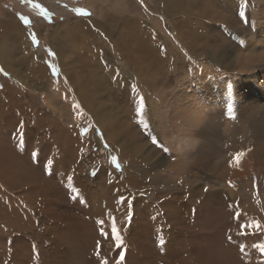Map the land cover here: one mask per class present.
Here are the masks:
<instances>
[{"label": "rangeland", "instance_id": "rangeland-1", "mask_svg": "<svg viewBox=\"0 0 264 264\" xmlns=\"http://www.w3.org/2000/svg\"><path fill=\"white\" fill-rule=\"evenodd\" d=\"M90 1L93 8L87 6L88 0H30V2L29 0H0V60L4 57L6 63L2 61L3 65H0V69H3L0 71V107L11 108L9 95L15 94L17 97L19 95V98L14 95L13 103L18 112L19 123L24 127L23 142L18 147L16 136L10 133L11 130L5 129L3 132L0 130V142L3 143L4 137H8L11 149L18 155L17 162L10 161L11 168L7 165L10 169L6 173H3L5 168L0 172V175H4L5 178L13 177L12 182H0V264H104L105 261L107 264H115L121 250H130L128 253L138 255L140 250L145 252V256L139 260L140 264H145L148 261V254L158 255L161 238L156 231L151 236L141 231L147 223L148 215L145 208L137 206V202L135 204L134 199L137 197H141L140 199L146 202H153V214L156 213L162 224L159 227L160 230L162 229L164 234L170 231L167 236L177 237L171 243L172 254L166 257L167 260L175 264H257V261L244 262L235 236L241 232L242 224L239 219H236L237 211L244 209L249 216H253L255 211L264 214V207L262 205L259 207L258 194L252 195V191H258V188L251 186L250 191V187H246L241 181H230L223 169L206 170L204 174H201L207 176L206 180L202 177L189 176L186 170L191 166L190 159L175 155L184 144L183 140H181L182 144L177 142L175 133L181 119L177 104L179 107L183 105L187 113L192 112L195 100L198 101L201 97L204 100L206 96H210L202 91L206 89L203 85L217 83L221 89L219 92L223 93L228 90L235 91L241 84L258 83L260 78L258 80L255 79L256 77L246 78H252L253 73L263 69L261 64L255 62V58L246 46L248 44L251 48L254 44L264 49V30L257 39L251 34L253 23L250 17L246 18L248 23H245L236 8L240 6L242 0ZM244 1L247 10H256L264 4V0ZM228 8L231 10L228 11ZM41 9L48 15L45 16ZM77 9L87 11L90 16L78 14ZM179 11L182 14H179ZM103 14L114 16L115 19L120 17L121 21L107 22L101 30L93 26L92 22L79 23L82 18L88 20L94 17L95 24L100 25L104 21L103 16L101 17ZM197 14H203V17L197 18ZM8 16L14 18L24 30L26 42L33 50L31 52L29 48L31 53L27 51L21 39V32L13 30V38L3 37L6 33L3 25L9 24ZM21 17H27L30 24L26 25ZM222 17L229 21V24L231 23L230 26L227 23L224 24L225 20L222 22ZM135 21L141 23L142 28L147 31L144 35L148 38L143 39L141 33L134 31ZM75 23L79 25L78 27H81V23L91 26L89 28L94 35L92 33L85 35L91 37L89 43H83L80 40L82 38L79 35L82 32L77 34V38L71 40L66 38L69 35L68 32L61 33L57 41H52L51 38L54 37L57 27L65 30L76 25ZM263 24L257 25L260 34ZM155 31L162 36L167 34L168 38L171 37L170 34L176 38L177 34L182 39L180 43H175L174 51L180 59L175 61V68L181 65V61H187L192 49H194L198 65L208 68L209 73L204 82L197 81V78L201 76L202 67L197 65V68H193V70L196 69V80L190 82L196 84L194 87L197 88V95L192 98V102L190 95L187 94L186 86L188 85L186 82L182 85L184 74L172 76L174 82H171L169 75L167 84L164 76V86H155L157 89L148 87L150 77H146V73L142 71L143 66L153 68L156 72L160 63L165 62L163 57L165 42L171 43L170 39H163V37H159V41H153L155 37L152 34H156ZM32 34L37 37L36 43L31 39ZM53 42L59 45H54ZM54 48H60L63 51V60ZM36 51L39 52V62L46 69L47 79H50L51 83L43 79L39 80V74L33 73L32 60L29 58ZM234 57L239 58L237 63H233ZM247 58H250L254 70L252 69L253 72L245 77L244 67ZM52 65L56 66L57 73L53 72ZM1 66L7 67L11 75ZM186 68L188 74L192 67ZM169 69L172 74L173 68ZM72 76L75 78H71ZM106 76L116 79V89L113 93L114 88L110 89L109 83L104 79ZM126 76H128L127 81ZM143 77H146V82L141 80ZM261 78L262 82L264 76ZM74 80L79 82H77L78 86L74 85L73 89L67 88V82L74 83ZM151 81L156 82L154 78H151ZM199 82L202 84H198ZM261 82L258 84L262 85ZM22 84L27 88L22 89ZM257 86L256 84L252 87H260ZM126 90H129V93L123 95ZM240 94L237 92L238 96ZM80 96L92 100L94 106L114 110L117 118L119 115L127 116L126 110L132 109L130 116L125 117L127 119L125 121L132 127L130 134L120 133L121 140L115 141L120 154L110 145L102 127L95 121L93 115L84 111V107L78 103L77 99ZM140 97H143L145 104L142 117L137 111ZM217 98L219 97H214L213 101L218 102ZM236 100L234 99L233 102ZM77 105H79L78 109ZM141 118L148 124L147 128L140 123ZM211 118L210 121L215 123L214 126L220 133L215 138L207 135L197 136L198 145L213 143V157L217 162L220 160L224 162V156L227 155L224 153L227 140L221 130L225 129L226 123H240L245 118L221 113H211ZM215 119L218 121L215 122ZM111 122H114V118ZM202 122L205 126L208 116ZM14 123V125L17 124L16 121ZM200 124L199 126H202ZM76 128L77 134L74 132ZM65 130L71 132V137L78 142V154L73 149V142L71 140L69 144L66 142ZM153 138L157 140V143H153ZM257 146L258 144L254 145V147ZM34 152L38 156L36 162L31 159ZM175 158H179L185 168L177 174L169 168L175 164ZM48 161H51L49 165L51 174L45 171ZM131 161H134L135 170L141 175L139 182L141 180L148 182L151 177H155L154 174L161 173L160 179L163 184L162 186L149 184V187H144L147 184L141 183L140 186L137 182L132 187V183H125L130 182L129 180L121 178L122 183L110 189L112 195L126 193L128 211L133 213L130 224L118 227L124 239L122 246L124 248H117L115 241L111 239V228L105 230L103 225L109 237L105 239L101 236V226L93 213L109 203L111 199L110 190L108 192L103 181L105 175L112 171L120 174L124 163ZM36 174H39L42 180H37L33 185L30 184L32 179L25 181L24 186L16 183L18 177L19 179L35 177ZM73 174L79 177V184L74 183L71 177ZM209 176L212 178L208 181ZM171 184L175 185L178 191L195 192L199 193V196L181 193L180 199L173 191L169 195L166 190H169ZM81 188L86 192L83 196ZM157 190L166 191V195H160L155 203L152 195ZM147 193L150 195L148 196ZM172 198L175 201L169 202ZM198 199L203 204L190 206V201L193 204L197 203ZM236 199L241 202L238 209L229 207V202ZM6 200L9 206H5ZM166 201L169 203L164 206ZM206 201L209 203L205 204ZM222 203H226L227 207H224ZM212 205H215V208ZM166 210H171L174 212L173 215L185 218V227L188 226L190 230L196 220H205L207 213L215 211L214 224L211 226L212 233L203 238L208 231L206 228L201 229L198 235L188 231L180 234L176 231L180 228L179 225H175L172 229L162 219L167 213ZM229 217L233 226L227 222ZM259 220L264 225V217ZM133 223L137 228L131 231L130 225ZM229 236L232 237L231 241L228 239ZM97 242H99V248H97ZM209 244H216V246L209 249ZM224 247L231 251L230 254H225L226 257L221 254ZM235 247L237 251L232 253ZM126 255L124 264H138ZM149 261L153 260L150 258Z\"/></svg>", "mask_w": 264, "mask_h": 264}, {"label": "bare ground", "instance_id": "bare-ground-1", "mask_svg": "<svg viewBox=\"0 0 264 264\" xmlns=\"http://www.w3.org/2000/svg\"><path fill=\"white\" fill-rule=\"evenodd\" d=\"M88 1L89 2L87 3V6L93 8L92 2L90 0H88ZM242 1L245 3L244 0H242ZM242 1H240V4ZM174 5H176V4L174 3ZM245 5H246V3H245ZM236 8L240 11V6H238ZM229 10H231V8H228V11ZM243 10L245 11V19L247 17H250L251 23H253V25H252L253 28H252L251 34L254 35L256 39L259 38L262 35L263 30H264V24H263L264 23V4H262L256 10L255 9L247 10L246 6L244 7ZM103 12L104 11H102V13ZM233 12L235 15L234 10H233ZM180 13L182 14V12L179 11V14ZM185 13H186V11H185ZM191 13H193V12H191ZM102 16H103L104 21H102L100 23V25L95 24V21H93L94 17L91 19H88V20L82 18L79 21V23L80 22H86V21L92 22L93 26H95V27L99 28V30H101L102 28L105 27V23H107V22L121 21L120 17L115 19L114 16H110L109 14H106V16H105V14H103V15H101V17ZM198 17L202 18L203 14L202 15L197 14V18ZM235 17L236 16H234V18ZM8 19H9V24L3 25V30L6 31V33L3 35V37H6V38L12 37L14 35V32H12L13 30L21 32V34H22L21 39L24 41L26 48H27V51L29 53H31L33 50L30 48V46L26 42L24 30L17 24V22L14 20V18L12 19L11 17L8 16ZM224 20H225V18H223L222 22ZM129 22H130V19H129ZM225 23H227L229 26L231 24V23L229 24V21L227 22L226 20H225L224 24ZM261 23L263 24V26H262L263 29H262L261 34H260L259 30L257 29L258 28L257 25L261 26ZM172 25H173V23H172ZM62 26H64V25H62ZM78 26L79 25L76 24V25H73L72 27H69L68 29H65V30L63 28L61 29V27H57V29H55L56 33L54 34V37H52V35H51L52 41H57L56 39L60 38L61 33L68 32L69 35L66 38L71 40L73 38L74 39L77 38V34L79 32H82L81 33L82 35L81 34L79 35L80 38H82L80 40L83 41V43H89L91 37L89 38L85 35L87 33L93 34V31L89 28L91 26H88L87 23H81L80 24L81 27H78ZM58 28H60V29H58ZM76 29L78 31H76ZM133 29L136 33H141L143 39H144V37L148 38L147 36L144 35L145 32H147V31H145L142 28L141 23L139 21H135ZM166 35L162 36V35L157 34V32H156V34H152V36L155 37V39H153V41H159V37H163V39H170L171 43L169 44L168 42H165V44H164L165 53L163 55V57H165V62L160 63V66L156 69V72L153 71V68H148L146 65L143 66L142 71L144 72V74L146 73L145 74L146 77H150V82L148 83V87L153 88V89H157L155 86H158V85L164 86L163 85L164 76L166 78L165 83L167 84L169 79H170L168 77L169 75L171 76V80H172L171 82H174V79L172 76H178L179 74H184L182 77V81H183L182 85L184 84V82H186V85H188V86H186L187 90H188L187 94L190 95V100L192 102V98H194L197 95V88L194 87V86H196V84L195 83L192 84L190 82L191 80H196V73H195L196 69L193 70V68L194 67L197 68V65H198V63L196 62L195 56H194V51H193L194 49H192L191 55L189 56L187 61H185V62L181 61V65L178 66L177 68H175L174 67L175 61L180 60L174 51V49L176 48L175 43H180L182 41V39L177 34H176V38L173 37V34H170L171 37H169V38L166 37ZM149 36H150V39H152V36L151 35H149ZM15 37H17V35ZM259 40L262 41V39H259ZM20 41L21 40H19V42ZM250 42H252V41H250ZM53 43H54V45H59L57 42H53ZM188 45H189V43H188ZM189 46L191 47V45H189ZM263 46H264V43H263ZM246 47H247V49L249 48V52L255 58V62L258 64H261L263 69L258 73H253L254 75H253V77L251 76L252 78L246 77L251 72H253L252 71L253 66L250 63V58H247L246 63H245V67H244L245 77L247 79H253L255 77H256L255 78L256 80H258V78L262 79L261 76H264V49H261V46L258 47L254 44H252L251 48H250V45H248V44ZM29 48L31 49V52L29 51ZM54 49L59 54L60 58L63 60V57H64L63 51H61L60 48H58V49L54 48ZM24 50H25V47H24ZM28 52H27V54H28ZM38 56H39V52L36 51L35 54L34 55L32 54L31 57L29 58V60H32L31 66H32V69L34 70L33 73H35V75L39 74V76H38L39 80L43 79V80H45V82H48L50 79L49 80L47 79L48 75L46 73V69L39 62ZM163 57H161V58L164 59ZM238 60H239L238 57H234L233 63H237ZM2 61L4 62V57H3V59L0 60V65H3ZM189 66L192 67V70L189 71V73L187 74V68L186 67H189ZM198 66L200 68L202 67L201 68L202 73H201V76L197 78V81L200 80V82H204L205 77L207 76V73H209V70L207 67H205L203 65H198ZM1 67H3V66H1ZM171 67L173 68L172 74H171V71L169 69ZM3 68L8 71L9 75H11V72L9 71V69L7 67L6 68L3 67ZM14 75H15V73H14ZM63 75H64V72H63ZM190 76H191V79H189ZM146 77H143L141 80L143 82H146L147 81ZM71 78H75V76H72ZM151 78H154L156 82L153 83L151 81ZM12 79H14V78H12ZM104 79L107 80V82L109 83L110 89L114 88L112 90V93H113L116 89V87H115L117 84L116 79H114L112 76H106V78H104ZM260 79L258 80L259 84L261 82ZM125 80L126 81L128 80V76L125 77ZM71 82H67V88L73 89L74 85L78 86V84H77L78 81L74 80V83H71ZM200 82L198 84H202ZM258 83L241 84V85L237 86L235 91L228 90V92L225 91L223 93L219 92L221 90V89H219V84L208 83L207 86L203 85L206 89H202V91H205L210 96H206L204 100L202 99V97L198 101L195 100V103H194L195 106H194V109L192 112L187 113V110L184 108L183 105L181 107H179V105L177 104V106H178L177 111L179 113V118H181V119H180V125L177 127L175 137L178 139V141L176 140L177 142L181 143V140H183L182 143H184V144L181 143L182 148L178 151V154L175 153V155H176V157L186 156L188 159H190L189 165H191V166L186 171L189 172V176H191V177H202L203 179L206 180L207 176L201 175V174H204L206 170L211 171V170L223 169L225 175L227 176V178L230 181H234V182L241 181L246 187H248V188L250 187V191H251V186H252V188H253V186L257 187L258 191H255V190L252 191V195L254 196L255 193H257L259 196V199H260L259 207H260V205H262L264 207V79L261 82L262 85H259ZM40 84L44 85V83H42V82H40ZM256 84L260 87H258V86H257L258 88L252 87L253 85L256 86ZM24 86L25 85L22 84V89L27 88ZM41 88L43 89V87H41ZM65 90H67V89L65 88ZM68 92H71V91H68ZM237 92L241 93L240 96L237 95ZM128 93H129V90H126L123 93V95H127ZM30 94H32V93H30ZM14 95L13 96L9 95L11 108H8V106L7 107L6 106L0 107V130L2 132L5 129H7L9 131L11 130L12 132H10V133H12L16 136L17 129L21 124L19 123L20 119L17 116V113H18L17 109H15L14 103H13ZM15 96L17 97V95H15ZM217 96L219 97L217 99L220 102L219 101L218 102L213 101V98L214 97L216 98ZM17 98H19V95ZM236 98H237V100H236ZM234 99L236 100L235 102H233ZM77 101H78V103H80L82 105V107H84V109H85V110L83 109L84 111H87L93 115L95 121L102 127L104 134L106 136V139L108 140L110 145L113 146L117 150V146H116L115 141L117 139H120L119 134L120 133L130 134V130L132 129V127L129 125V123L127 121H125V120H127L125 117L130 116V110H132V109L130 108V110H126L127 116L122 117L121 115H119L117 118L116 112L114 110H106L104 108H99L97 106H94L92 103V100H90L89 98L84 99L82 96H80L79 99H77ZM19 102H20V100H19ZM10 109H12V111H9ZM120 112H122V111H120ZM26 113H28V112H26ZM81 113H82V111H81ZM211 113L235 115L238 118H243V117L245 118L240 123H233V122L226 123L225 129L221 130L222 135L227 140V147L224 151V153L227 155L224 156V162H222V160L217 162V160L213 157V151H214L213 143L198 145L197 136L200 137L202 135H207V136H211V138H215V136L220 133L219 131L216 130L217 128L214 126L215 123L210 121L212 119ZM207 116H208V122L205 123V126H204L203 125L204 123L202 121H204V119ZM112 118H114V122H111ZM14 120L16 121V123L18 125L17 124L14 125L15 124ZM217 121H218V119H215V122H217ZM200 123L202 124V126H199ZM44 125H45V123H44ZM183 127H186L188 129H184ZM23 128L24 127H22V130H23ZM74 132L77 134V128L74 130ZM64 133H65L64 136H65L66 142L69 144L70 140H71L74 144L73 149L77 153V149H79L78 142L76 141L75 138L71 137V134H70L71 132H68L67 130H65ZM62 139L64 140V138H62ZM16 140H17V137H16ZM5 142H8V144H4ZM22 142H23V140H22ZM22 142H20L19 145H21ZM258 142H260V144ZM257 144H258V146L254 147V145H257ZM15 147H16V145H15ZM8 148H10V150ZM11 148H12V146H11L10 142L8 141V137H4L3 143L0 142V172L5 168L3 173H6V171L11 168L9 166L11 160H13V162L18 161V160H16V158L18 156L16 151L11 149ZM64 149H66V148H64ZM216 150H217V148H216ZM117 152L120 154L119 150H117ZM239 152H244L245 155L240 158L239 163L237 164L234 160V157H235V154L239 153ZM73 155H74V153H73ZM174 162H175V164L171 165L169 167L171 171H173L177 174V172H180L183 169H185L183 167L182 162L179 160V158H175ZM11 165H13V163H11ZM6 166L8 168H6ZM211 168H213V169H211ZM14 172H16V171H14ZM33 176H34V174H33ZM140 176L141 175L135 170L134 161L133 162L131 161V162L124 163L123 171L120 174H116L113 171L109 172L105 175V177L103 178V181L105 182V185L108 188V192H109V190L111 188L116 187L122 183L121 178L129 180L130 182H125V183H127V184L132 183L131 186L133 187L136 185L137 182H139ZM151 176H153V175H151ZM154 176L155 177H151V178L149 177L150 179L148 178L149 179L148 182L146 180H144V181L141 180L139 182L140 186H141V183H142V185L147 184V186H144V187H149L148 186L149 184H153V185H159L160 184L162 186L163 181L160 179L161 173H156V174H154ZM71 177H72L75 184L80 183L79 177H77L76 174L71 175ZM211 178L212 177L209 176L208 181ZM28 179H32L30 182L31 185L35 184L37 180H39V181L42 180V178H40L39 174H36L35 177H32V176L24 177V178L20 177V179L18 177L16 183L24 186L25 185L24 182L25 181L28 182ZM12 180H13V177L10 179V178H5L4 175H0V182L9 183V182H12ZM225 182H227V181H225ZM261 185H262V187H261ZM166 191L169 195L173 191V193H176L177 195L176 194L175 195L178 196V198H180V199H181V197H180L181 193H184L185 195L190 193V194L195 195V197L199 196V193H195V192L178 191L176 186L173 184L169 185V190H166ZM165 192H163V190H157L153 193L152 197H153V200L155 201V203H156V200L159 199L160 195H162V194L166 195ZM83 194H86V192L83 190V188H81V195L83 196ZM109 195H110L111 199H110V202L107 203L108 205L106 204V205L102 206L100 209L99 208L96 209V211H94L93 214L95 216H97L98 220L104 221L105 230L107 228H111V217H115L118 227L120 225L126 226L127 224H130V221L128 220V216L130 214L132 217L133 213H130L128 211V206H127L128 205L127 204L128 197H127L126 193H119L117 195H112V190H110ZM147 195L149 196L150 193L149 194L147 193ZM140 198L137 197L136 199H134L135 204L137 202V206H139L141 208H145L146 214L148 215L147 223H146L144 229L141 231H144L143 233H148L149 236H151L152 234H155V231H156L157 235L160 236V238H162L165 241V245L163 247L160 246V250H159V253L157 256L148 254V261L145 264H175L174 262L167 260L166 257L171 256V254H172V244L171 243L174 240V238H177V237L174 235H173L174 237L167 236V234H169L170 231L168 233L164 234L163 230L162 229L160 230L159 227H161L162 224H160V218L157 217L156 213L153 214V202L152 203L146 202L144 199H140ZM137 199H139V200L137 201ZM80 200H82V199H80ZM121 200L123 202L118 203V201H121ZM172 200H169V202L175 201L174 198H172ZM169 202L166 201L164 206ZM191 202L192 201H190V203H189L190 206H196L199 204H203L200 199H198L197 203L191 204ZM208 203H209V201L205 202V204H208ZM240 204H241V202H239V199H236V200L230 201L228 205H232V208L238 209L237 207H239L238 205H240ZM186 205H187V203H186ZM223 205H224V207H227L226 203H224ZM5 206H9V202L7 200L5 202ZM214 206L212 205V207H214ZM209 210H210V208H209ZM166 211H167V213L165 215H163V217L162 216H160V217H162V219L165 221V223H168V226L169 227L171 226L172 229L175 225H179L180 228L176 229V231H178V233H180V234L185 232V231H188L192 234L198 235V234H200L201 229H206V228L208 231L203 236V238L208 237L212 233L211 232V230H212L211 226H213V224H214V218L216 215L215 211H211V213H207V218L205 220H196L192 230H190V228L188 226L185 227L186 226L185 225V221H186L185 218L181 217L180 215H173L172 213H174V212H172L171 210H166ZM154 212H155V210H154ZM255 212H253L254 213L253 216H249L247 214L248 212L244 209H243V211L241 210V211L236 212V213H239L241 215L242 219H239V222H242V224L248 225V224H255L258 222L262 227L259 230L255 229L254 227H245L243 230L245 235H239L238 234L237 236H235V238L237 239V243L239 244L240 252H241V255L244 259V262L250 263L252 261H257V264H260V263L264 264V253H261V251L258 248L253 247V245H255V244L264 243V225L259 220V218L264 217V214H260V212L259 213H257V212L255 213ZM227 222L231 226H233V223L230 221V217L227 218ZM263 223H264V221H263ZM197 227H198V230L196 231ZM135 228H137V227H135L134 223L130 225L131 231H134ZM165 229H166V227H165ZM241 231H242V229H241ZM253 231H255V232H253ZM137 233H140V232L137 231ZM216 244H209L208 245L209 249L212 247H215ZM125 245H126V242H125ZM241 246H243V251H241ZM122 248H124V247H122ZM125 249H126V247H125ZM124 251H125V255H126L130 250H124ZM235 251H237V247H235V250L232 253H234ZM230 252L231 251L229 248L224 247L221 254L226 257L225 254L228 255V254H230ZM193 255H198V254H193ZM109 256H110V253H109ZM126 256H130L131 259H133L136 263L140 264L139 260L145 256V252L140 250L139 255L130 252ZM150 258L153 261H149ZM153 258H155V259H153Z\"/></svg>", "mask_w": 264, "mask_h": 264}, {"label": "snow or ice", "instance_id": "snow-or-ice-1", "mask_svg": "<svg viewBox=\"0 0 264 264\" xmlns=\"http://www.w3.org/2000/svg\"><path fill=\"white\" fill-rule=\"evenodd\" d=\"M30 2V0H29ZM36 7H39L38 5H36ZM245 7V3L241 2L240 4V11H239V16L242 20H244L245 23H248V20L245 19V11L243 10ZM78 12V14L80 15H84V16H90V13H88L87 11L83 10V9H77L76 10ZM41 12L47 16L48 13L46 11H44L43 9H41ZM21 20L26 24H30V21L28 20L27 17H21ZM31 39L34 43L37 42V37L35 34H32ZM51 55H55V53H51ZM52 69L54 73H57V69L55 65H52ZM0 71H3V69H0ZM5 75H7L5 73ZM77 108H79V105L76 106ZM145 104H144V99L143 97L139 98V108H138V114L141 115V117L143 116V110H144ZM140 123L144 125L145 128L148 127V124L143 120V118H141ZM22 124L18 127L17 129V133H16V137H17V147L19 146V143L22 142L23 140V132H22ZM153 143H157V140L155 138H153ZM166 150V149H165ZM245 155L244 152H239L235 154L234 160L235 162L238 164L239 160L241 157H243ZM31 159L36 162L38 160V156L37 154L34 152L32 154ZM113 160L115 161V158H113ZM51 164V161H48V163L45 165V171L48 172V174H51V171L49 169V165ZM75 198V197H74ZM123 201H118V203H122ZM229 207H232V205H229ZM236 219H242L241 215L239 213L236 214ZM128 220L131 221V215L129 214L128 216ZM97 223L101 226L100 227V232H101V236H103L105 239H107L109 237V233L107 231L104 230V221L103 220H98ZM241 229L243 230L245 227H254L255 229L259 230L262 226L257 222L255 224H241L240 225ZM239 235H245V233L243 231H241L239 233ZM111 239H113L115 241V246L117 248H122V246L124 245V239L121 235V230L118 228L117 226V222L115 217H111ZM229 241L232 240V237L229 236L228 237ZM159 244L161 247H163L165 245V241L161 238L159 241ZM253 247L258 248L261 253H264V243L261 244H255L253 245ZM97 248H99V242H97ZM241 251H243V246H241ZM125 262V251L121 250L118 254V259H116L115 264H124ZM104 264H107V261L104 262Z\"/></svg>", "mask_w": 264, "mask_h": 264}]
</instances>
